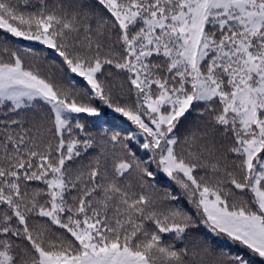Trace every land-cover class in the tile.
Here are the masks:
<instances>
[{"label":"snow or ice","instance_id":"snow-or-ice-1","mask_svg":"<svg viewBox=\"0 0 264 264\" xmlns=\"http://www.w3.org/2000/svg\"><path fill=\"white\" fill-rule=\"evenodd\" d=\"M0 264H264V0H0Z\"/></svg>","mask_w":264,"mask_h":264}]
</instances>
